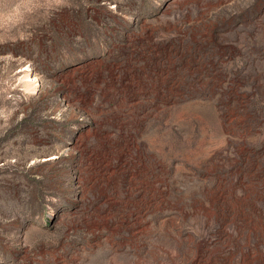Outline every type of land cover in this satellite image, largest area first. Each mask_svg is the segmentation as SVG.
Returning <instances> with one entry per match:
<instances>
[{
	"label": "rangeland",
	"instance_id": "rangeland-1",
	"mask_svg": "<svg viewBox=\"0 0 264 264\" xmlns=\"http://www.w3.org/2000/svg\"><path fill=\"white\" fill-rule=\"evenodd\" d=\"M5 0L0 264H264V0Z\"/></svg>",
	"mask_w": 264,
	"mask_h": 264
},
{
	"label": "clouds",
	"instance_id": "clouds-1",
	"mask_svg": "<svg viewBox=\"0 0 264 264\" xmlns=\"http://www.w3.org/2000/svg\"><path fill=\"white\" fill-rule=\"evenodd\" d=\"M57 4H60L62 6L70 7V0H56ZM5 4V0H0V10H2L3 5Z\"/></svg>",
	"mask_w": 264,
	"mask_h": 264
}]
</instances>
